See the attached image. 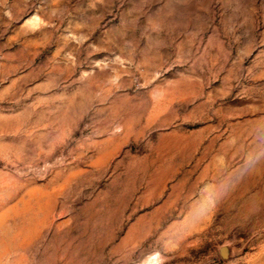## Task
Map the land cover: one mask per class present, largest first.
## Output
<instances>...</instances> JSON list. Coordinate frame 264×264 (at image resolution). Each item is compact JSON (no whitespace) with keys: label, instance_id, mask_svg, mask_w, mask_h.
Returning <instances> with one entry per match:
<instances>
[{"label":"rangeland","instance_id":"rangeland-1","mask_svg":"<svg viewBox=\"0 0 264 264\" xmlns=\"http://www.w3.org/2000/svg\"><path fill=\"white\" fill-rule=\"evenodd\" d=\"M0 264H264V0H0Z\"/></svg>","mask_w":264,"mask_h":264},{"label":"clouds","instance_id":"clouds-1","mask_svg":"<svg viewBox=\"0 0 264 264\" xmlns=\"http://www.w3.org/2000/svg\"><path fill=\"white\" fill-rule=\"evenodd\" d=\"M214 203H215V202H213V205H212V207H214ZM211 210H212V208H211V207H209V208L207 209V211H209V212H210Z\"/></svg>","mask_w":264,"mask_h":264}]
</instances>
